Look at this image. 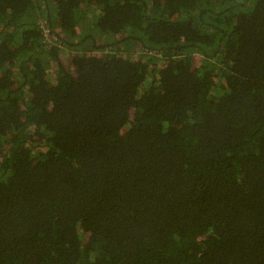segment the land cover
Returning <instances> with one entry per match:
<instances>
[{
  "label": "trees",
  "instance_id": "16d2710c",
  "mask_svg": "<svg viewBox=\"0 0 264 264\" xmlns=\"http://www.w3.org/2000/svg\"><path fill=\"white\" fill-rule=\"evenodd\" d=\"M0 264H264V0H0Z\"/></svg>",
  "mask_w": 264,
  "mask_h": 264
},
{
  "label": "built area",
  "instance_id": "2783aa9c",
  "mask_svg": "<svg viewBox=\"0 0 264 264\" xmlns=\"http://www.w3.org/2000/svg\"><path fill=\"white\" fill-rule=\"evenodd\" d=\"M41 27H42V29H43V34H44V37H45V39H49V37H48V32H47V30H45V28H44V26H43V23L41 24Z\"/></svg>",
  "mask_w": 264,
  "mask_h": 264
},
{
  "label": "rangeland",
  "instance_id": "374dc122",
  "mask_svg": "<svg viewBox=\"0 0 264 264\" xmlns=\"http://www.w3.org/2000/svg\"><path fill=\"white\" fill-rule=\"evenodd\" d=\"M42 23V22H41Z\"/></svg>",
  "mask_w": 264,
  "mask_h": 264
}]
</instances>
